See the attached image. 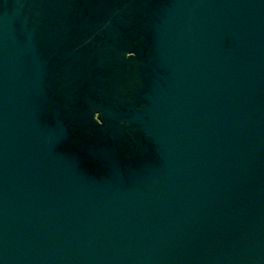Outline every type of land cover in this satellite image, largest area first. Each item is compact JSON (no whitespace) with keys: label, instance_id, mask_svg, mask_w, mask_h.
<instances>
[{"label":"water","instance_id":"water-1","mask_svg":"<svg viewBox=\"0 0 264 264\" xmlns=\"http://www.w3.org/2000/svg\"><path fill=\"white\" fill-rule=\"evenodd\" d=\"M0 264H264V0H0Z\"/></svg>","mask_w":264,"mask_h":264}]
</instances>
